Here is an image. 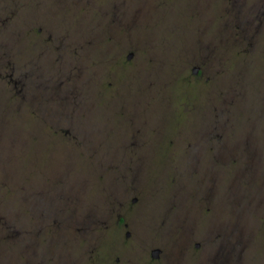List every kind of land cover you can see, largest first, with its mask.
<instances>
[{
    "label": "rangeland",
    "instance_id": "374dc122",
    "mask_svg": "<svg viewBox=\"0 0 264 264\" xmlns=\"http://www.w3.org/2000/svg\"><path fill=\"white\" fill-rule=\"evenodd\" d=\"M25 1L28 4L23 9L24 20L26 16L34 18L43 8L49 12L48 19L59 25L58 29L65 28L73 34L78 31L79 39L76 40L73 55L74 77L71 80L65 79L66 84L72 85V93L67 96L69 101L72 96L77 100L85 98L89 94V87L85 90V84L92 78L91 95L97 107L96 113L99 114L93 115L96 117L94 122L92 119V122L96 123L93 127H102L106 131L103 133V145L99 147L103 150L100 155L96 151L95 161L90 154L95 152L96 147L90 149V143L87 141L81 143L82 147H66L61 141L38 134L37 126L30 115L27 119L24 116L28 115L26 112L14 115V105H6L8 95L2 92L0 116L4 119L6 137L5 143L1 145L2 153L6 156L11 154L15 159L20 158V163H17L18 177L28 173V169L32 168L29 165L32 164L36 168L31 179L34 181L33 186L37 183L47 186L46 181L53 180L57 169L72 159L74 163L69 167V179L64 184L75 194L82 192L84 201L89 203L88 206H92L96 215L101 216L98 227L88 230L90 238L97 236L89 241L87 247L93 248L96 244L95 254L90 255L93 254L94 248L88 254V249L85 248L87 243L83 238L82 244L73 241L75 228H70L62 235L73 244L70 254L80 256L81 264H105V251L112 247L113 263H116L117 256L124 255L123 249L129 257L135 254L136 261H133V264L160 263L161 261L152 263L151 249L144 251L140 243H136L138 246L132 244L133 247L128 250L126 246L132 240L126 233L130 231L131 235H139L142 244L144 242L147 245L152 240H162L166 243L157 246L165 249L166 256L167 246L170 248L171 264H229L233 252L238 253L233 245L242 249L241 256L246 254L248 264H264V221L260 222L257 230L253 226L247 231V240L243 239L244 232H236L239 239H242L239 244L234 241L236 237H231L233 227L228 229L229 219L237 214L239 208L240 212L244 210L243 200L236 201L235 203L240 202L238 205L231 197L228 199V164L218 165L220 196L216 202L211 181L212 168L194 166L191 169L177 167L175 170L166 164L171 159L167 154L170 140H174L175 145L183 146L191 141L207 143L206 139L210 144H243L252 150V167L246 172L247 179L242 180L247 190L252 191L248 204L252 224L264 216V48L256 46L258 43L264 46V0ZM15 2L19 3V0L5 1L4 4L1 2L0 19L6 22L4 36L14 32L11 40H14V46L19 48L22 39L20 32L24 34L28 28L24 22L21 23V15L18 14L21 7L14 6ZM7 4L9 6L6 8ZM249 5V24L244 31L238 25H242L239 21L246 16L243 10ZM8 13L12 16L9 17ZM233 18L238 19L234 22ZM2 25L3 22L0 21V27ZM36 29L32 31L33 48L42 43L40 31ZM234 31L237 32V37L244 36L245 41L237 40L238 45L233 44L230 33ZM44 32L45 29L41 35H44ZM218 37L219 51L225 56H222V61L221 56L219 57L217 72L214 70V57L192 56L186 53L193 48L209 47ZM23 47L29 48L26 44H23ZM126 47L128 48L120 56L123 64H119L118 53ZM3 48L6 49V46ZM7 51L12 53L10 49ZM132 51L134 54L128 59L127 56ZM0 53V62L10 60L11 56ZM58 56L60 58V55ZM85 58L94 68L93 76L88 72L89 65ZM195 64L201 65L202 74L193 73ZM19 73L16 69L13 70L14 78L27 80L34 77L33 68H30L27 78ZM47 77L50 75L47 74ZM216 78L219 83H214ZM61 81H64L62 77L59 81L62 88L65 84ZM216 84L218 91L214 89ZM102 87L105 93L102 92ZM214 92L220 94L219 102L213 103ZM215 105L219 106L217 112H224L227 118L225 127L220 129L218 139L211 138L217 131L213 129L210 118ZM132 110L139 115L133 120L129 117ZM79 116L81 115L75 117ZM87 119L88 116L81 122L87 127H92L86 123ZM222 121L224 122L225 118ZM132 123L136 130L141 128L137 132L140 138L143 134H148V139L139 140V144H146L152 149L149 165L140 169L134 168V173L128 168L102 167L110 162L107 157L111 148L106 147L119 145L122 140L121 133ZM12 132L18 136V143L15 145L9 142ZM97 138L102 139L101 136ZM37 144L38 148L40 145L39 149ZM209 156L211 153L207 154V157ZM141 159H144V155ZM233 165L238 167L240 164L235 162ZM244 174L245 172L243 177ZM13 175L15 173L11 174V177ZM132 175L134 181L130 178ZM175 184L180 197V204L177 206L179 210L173 214H162L161 211H165L170 202V188ZM133 187L136 188L132 193L129 192ZM122 192L129 195L124 197ZM206 193L208 199L205 198ZM141 196L142 205L135 215L139 202L134 203L133 198L138 197L140 200ZM24 205L20 207L26 210ZM56 216L63 227L67 226L68 220L71 219L65 212ZM119 216H125L130 226L124 227L120 224ZM3 218V215L0 216V219ZM192 219L193 227L191 226L189 231L186 225ZM219 220L222 230L214 227ZM40 221L41 219L39 224L42 225ZM183 223L186 226L183 232L189 234L190 240L182 249L180 244L184 239ZM10 228L16 230L18 226L12 223ZM69 233H73V236ZM102 233L106 234L105 237ZM196 243H199V246H196ZM38 251L39 247L36 254Z\"/></svg>",
    "mask_w": 264,
    "mask_h": 264
},
{
    "label": "flooded vegetation",
    "instance_id": "af4514ba",
    "mask_svg": "<svg viewBox=\"0 0 264 264\" xmlns=\"http://www.w3.org/2000/svg\"><path fill=\"white\" fill-rule=\"evenodd\" d=\"M90 1L91 0H88V2ZM0 4H1V0H0ZM26 4L28 3L25 0H19V3L15 2V5L13 3L14 6L21 7V10L19 11L18 14L19 16L21 15V23L23 24L24 22V24L28 28V31H26L24 34L22 33V31L20 32L22 39L20 40L19 48H16L13 43L14 40L13 41L11 40V36L13 35L14 32H12L8 36H3L2 34H0V52H4L5 56H11L10 60H4V61L2 60L0 62V98L2 92L8 95V103L6 105H8L9 103L14 105L12 107L13 108L12 112L13 110L14 112H16V107H17L20 109V112H18L20 114L26 112L28 115H31V113H34V115H41V119L43 120L42 125L39 124V126L36 129L38 130V134L41 133L43 134V136L47 137L48 139H51L52 137L54 141L56 140L59 142L61 141L63 145H65V138L61 137L62 136L61 131H62L65 134L71 133L74 136H78V138L82 140V143L87 141V143H90L89 146L90 149L96 147L95 152L90 154L91 158L96 161L95 154L96 151H98L100 155V153L102 152L101 150H103V149L100 150L99 147L103 145L102 141L103 138L105 137L103 133H105L106 131H104L103 130L104 128L102 127H93L96 125V123H93L94 118H96L95 116L93 117V115H99V114L96 113L97 107L94 104L91 95L92 87H93L91 82L92 78L89 79L90 80L89 83H87L86 81L87 84H85L84 88L85 90H87V88L89 87V94H87L85 98L81 97L80 100H77L73 98L74 96H72L70 97L71 101H69L67 96L68 93H72V85L66 84L65 79L71 80L74 77V74H72V70L74 68V59H75L73 55L75 54L74 46L76 44V40L79 39L78 31H74L73 34V32H69V30L65 28L62 30L58 29L59 25L55 24L54 22L52 23L48 19L47 16H49V12L43 8L39 10L38 14L34 15V18L30 19L28 16H26L24 20L22 13ZM250 8L251 5L246 6V8H244L243 13L246 14V16L242 17L241 21H239L242 25L241 26L238 25V27H242L244 31L247 30V24H249L248 23L249 18H247V14L250 13ZM11 13L13 12L11 11ZM13 14H15V12ZM233 19L235 22L237 21L238 18H233ZM34 28H37L36 30L40 31V38L42 39V41L40 40V42L42 43L41 45L35 46L33 48L31 44V38H33L32 31ZM43 29H45V32L44 35H41ZM230 34H231L230 39L233 44H237L236 42L237 40L244 42L246 39L244 36L237 37L236 36L237 32L235 31ZM26 35L28 36L25 37ZM219 40L220 37H218V39L213 40V42L209 46L210 48L209 47H200L198 49L193 48L190 51H186V53H189V55L192 56H201V57L212 56V58L214 57L213 58V62L215 66L214 70L216 69L215 71L217 72V66L219 65L218 61L223 59L222 56H225L224 54H221V51H219L220 50ZM89 43L92 44L91 41H89ZM23 44L28 45L29 48L28 49L24 48ZM57 44H61V46H58ZM3 46H6V49H4ZM256 46L264 48L263 44L260 45V43H258V45ZM127 48L128 47L122 49L118 53L119 64H123V62L120 60V56L124 53V51ZM7 49H10L12 53H9ZM77 53L79 54V52ZM132 54H134L133 51L132 53H130V55ZM58 55H60V58ZM130 55L127 56L128 59H130L129 57ZM1 57L2 56H0V58ZM193 60L191 62L192 64L194 62ZM17 62H19V64H17ZM85 62L89 65V69L87 68L88 72L93 76L94 68H92V65H90V63L86 58H85ZM195 66L200 67L199 73L202 74L203 70H201V65L195 64L194 67ZM30 68H33V76H34L33 79L30 78L27 80H22L20 78L18 79L14 78L13 70L15 71L16 69L17 71L20 72L19 74H23L25 78H27V76L29 77ZM47 74H49L50 77H47ZM60 77H62L64 80L61 82L65 84V86H63L62 88L60 87L61 83L59 82ZM215 82H218V78L215 79L214 83ZM217 84L214 86L215 90ZM216 91H218V89ZM102 92L105 93L103 87H102ZM219 100H220V94L215 93L213 96V101H214L213 103H216L217 101L219 102ZM76 105L77 107L80 108V111L78 113L74 112ZM218 110H219V106L215 105L212 110V114L210 116L213 122L212 127L214 130H217L215 134L211 135L212 139H214V137L218 139V137L220 136L219 129L216 127V125L219 122V115H224V112L219 113L217 112ZM14 112L13 114L15 115ZM76 114L81 116L75 117ZM58 115H71L70 120L62 125V126L67 125L68 128H63V127L60 128L61 121L59 120ZM86 116L89 117L86 123L92 127H87L81 122L82 119L85 118ZM129 117L131 120H133L139 117V115L135 110H132L130 112ZM45 119L48 120L47 123H45ZM207 120H209V118ZM2 121H3L2 116H0V123H2ZM47 126H50V128ZM140 129L141 128L138 127V129L136 130L135 125L133 123L130 124V127L127 128L125 132L121 133L122 140L119 145L113 144L106 147V149L111 148L110 150H108L110 152V155H108L107 157V159L110 160V162L105 163L104 165L106 166H102V167L111 166L112 168H116V167H120L122 169L128 168L129 170H133L134 173L135 172L134 168L140 169L143 166L149 165L148 161L150 160L149 158L151 157L152 149L149 148L146 144H139V140L148 139V134H143L141 138L139 137V134L137 132H139ZM12 133L13 136L16 135L17 137V133L15 132ZM98 136H101L102 139L99 140L97 138ZM206 142L207 143H205V141L203 143H200L199 141H197L196 143H194L191 141V142H187L186 145L183 146L181 144L175 145V141L170 140L167 146V154L171 157V159H169V161H167L166 164H168L170 167H173L175 170H177L176 169L177 167H185L191 169L194 166H197L199 168L201 167L212 168L213 170L211 173L212 174L211 181L213 185V193L215 192L214 194L215 202L217 201V198L219 201V196H220V177H219V172L217 173L218 165L220 163L224 165L228 164L229 170L227 172V177L230 181V184L228 186L229 187L228 199H230L231 197L234 203L236 201H241V200H243L244 202L243 204L244 210L240 212V208H239V210H237V214H235L232 217V219H229L228 222V229H231V227H233V230H231V232L233 233L231 237H236L234 241L236 244L237 243L239 244L241 243L242 239H239V236L237 235L236 232H241V231L244 232L243 239L247 240V231L251 230L253 226L257 230L259 228L260 222L264 221V216H261L257 220V222H254L252 224L251 209L248 207V204L250 202L249 198H251L252 191L250 189L247 190V188L242 184V180L247 179L246 172L248 168L252 167L251 153H250L252 150L246 146H243V144L222 145L219 142H213L210 144L208 142V139H206ZM72 144L73 145L71 147L75 145L74 143ZM65 146L69 147L67 145ZM80 146L82 147V145ZM39 148L37 144V149ZM209 153H211V156L207 157V154ZM142 155H144V159H141ZM233 161L238 162L240 165L238 167H234L235 165L233 164L235 162ZM72 163H74L73 160L69 159L68 161L65 162V166L70 167ZM243 172H245L244 174L245 177L242 176ZM130 178L132 181H134L133 175L130 176ZM40 188L42 191L44 186H40ZM135 188L136 187H133L129 192L131 191L133 192ZM176 189H177L176 184L174 185V187L170 188L169 191L170 194L168 196V201L170 200V202L169 205H167V207L165 208V211H161L162 214L165 213L173 214L174 212H177V210H179L177 206L178 204H180V200H179L180 197L178 196ZM121 194L124 197L129 195L123 192ZM62 196L64 197L65 195ZM76 197L77 198L74 201H72L73 206L70 214L74 216L77 215V219L75 220V223L77 224V226H83L82 229H84L88 226L87 212L92 209V206L91 205L88 206L89 203L84 201L82 194L77 195ZM206 197L208 199L207 193L205 195V198ZM69 198L70 197L66 199ZM53 199L54 196H51V200L50 202L48 201L49 204H47V206L44 204V200H42V204L40 203V206H37V208L39 207V209H41L42 211L44 210L43 213L48 214V216L57 215L60 214V212H65V206H66V204H64L65 202L54 201ZM142 200H143V196H141L140 200L138 197L133 198L134 203L137 201L139 202L137 205V209L135 210V215L138 213V209L142 205ZM235 204L240 205V202H237ZM105 213L107 215L108 211H106ZM43 216L44 215L42 214V218L40 217L41 219L40 222L42 223H44ZM109 216L110 214L108 215V217ZM106 221L107 220H105V223ZM118 221L120 222V224H123L124 227L130 226V223L126 222L125 216H119ZM193 221L194 219L188 221L186 225L187 228H189V231L191 226L193 227L192 225ZM102 222L104 223V221ZM215 224L216 225L214 227L216 229L218 230L221 229L220 220L217 221ZM25 226L27 228L24 230L25 232L27 233L32 232V230L28 229L29 227L32 228V225L29 226V223H27L25 224ZM183 226L184 227L182 228V236L184 237V239L182 240V244H180L182 249L186 244L187 245L189 244V240H190L189 234H185V232H183L184 229L186 228L184 223ZM51 227L58 228V231L63 232L62 234L60 233V235L58 236L57 235L58 231L56 230L57 231L56 233V231L52 229V233L54 234V236H57L58 240H60L59 238H61L63 244L65 243L64 241H69L68 238L62 236L64 234L62 225L57 224V226L54 227V225L51 224ZM42 228H44V226H41L40 232H42ZM74 228L77 229L74 236L73 233L72 234L69 233V235L73 236L74 238L73 241L75 243L76 241H79V243L82 244L81 238H83L87 243V246L85 248L89 246L88 243L92 238L97 237V236H93L92 238H90L91 235L88 234V229L87 232L82 233V232H77L79 231V229L82 230L81 227L76 228L75 226ZM40 234L38 235L41 238V241L38 242L37 246L39 247V251L36 256L30 255V256H22V257L21 256L10 257V258H6L5 262L19 263V264H81L82 261H80L81 260L80 256H75L70 254V249L73 244L68 245L67 249L63 251L62 249L63 247L59 242L56 241L55 244L54 242L47 241V238L46 241L45 240L42 241L43 237ZM105 235H106L105 233L104 234L102 233L103 237H105ZM180 235H181V231H180ZM126 236L132 240L131 243L126 246L128 250H130L136 243L138 244L140 243V245L144 247L143 248L144 251L145 249L147 250L151 249V253H153V250L155 248H161L162 252L161 254H159L158 257H153V255L151 254L152 263L161 261L158 264L161 263L171 264L172 255L170 252V248L167 246L168 255L166 256L165 249H163L160 246L159 247L157 246L160 243L166 244L162 240H152L151 243L145 245L144 242L142 244L138 234L136 236L131 235L130 231H128L126 233ZM216 236L218 237V234ZM138 244H136V246H138ZM196 246H199V243H196ZM233 246H235L234 248L238 250V253L236 251L233 252L234 254H232V257L229 259V264H248L246 254H244V256H241L242 249L241 248L238 249L237 245H233ZM49 250L53 251V256H47ZM122 252L124 255L117 256L115 259L116 263H113L111 260L113 257L112 247L110 249H106L105 255L103 256V262L105 264H133V261H136V258L134 257L135 254L130 255L129 257V255H126L124 253L125 252L124 249L122 250ZM211 264H220V262H214Z\"/></svg>",
    "mask_w": 264,
    "mask_h": 264
},
{
    "label": "trees",
    "instance_id": "16d2710c",
    "mask_svg": "<svg viewBox=\"0 0 264 264\" xmlns=\"http://www.w3.org/2000/svg\"><path fill=\"white\" fill-rule=\"evenodd\" d=\"M10 1V0H1V2ZM9 6L7 4L6 8ZM11 12V11H9ZM9 17L12 16L11 13H8ZM15 17V16H14ZM0 21L3 22V25L0 27V34L4 36L5 34V26L6 22L3 21V19H0ZM223 59H221L222 61ZM80 111V108L75 107L76 113ZM14 112V110H13ZM20 112V109L16 107L17 114ZM77 115V114H76ZM26 116L25 119L28 118L29 115ZM31 120H34V124L38 127L39 124L42 125V119L41 115H34V113H31L30 115ZM59 120L61 121L60 128H62V125L67 123L71 115H58ZM225 118V121L223 122L222 119ZM3 119V118H2ZM48 120L45 119V123H47ZM227 123V118L224 115H219V122L216 125V127L220 129L222 127H225ZM50 128V126H47ZM63 128H68L67 125H65ZM225 131V130H224ZM63 138H65V145H68L71 147L74 143V146H77V148L82 145V140L78 138V136H74L71 133L65 134L61 131ZM3 135V136H2ZM5 133H4V119L2 123H0V216L3 215V220L0 219V264H19V263H8L5 262L6 258L10 257H17V256H36V250L38 248V242L41 241V238L38 234H40L43 239L42 241L54 242L56 244V241L59 242L62 245L63 251L67 249V246L70 245L69 241H64L65 243H62V239L59 238L58 240L57 236H54L52 233L53 230H57L58 228H52L51 224L54 225L55 223L59 225L58 216L56 215H49L46 213H43L42 211L37 208V206H40V203L42 204V200H44V204L47 206L48 201L50 202L51 196H54V201H60L65 202V213L66 215L71 219L68 220V225L62 228L64 232H67L70 228H79L83 226H77L75 223V220L77 219V215L74 216L71 213L72 209V201H74L77 197V195H81L80 193H73L72 191H69L68 187L64 184L66 181H68L69 176L68 173H70L69 167L63 166L57 169L56 174L53 176V180H47L46 185L41 191L40 185L38 183L33 186L34 181H31L33 179V175L35 173V167L33 165H29L32 168L28 169V173H25L21 177H18L19 167L17 163H20V158H16L13 155L6 156L4 153H2V146L3 143H5ZM9 142H11L12 145H15L18 143V136L16 137L12 135V138L9 139ZM32 161V159H31ZM33 163V162H32ZM13 165V166H11ZM35 168V169H34ZM63 171V172H62ZM17 172V174H16ZM15 173L11 177V174ZM31 176V177H30ZM73 197H72V195ZM62 195H65L64 197ZM61 196V197H58ZM70 197L69 199H66ZM52 200V201H53ZM25 204L24 206L27 207L26 210L24 208L21 209V205ZM23 206V207H24ZM98 209H100L98 207ZM48 210V209H47ZM97 212V211H96ZM43 216V222L42 225L39 224L40 217ZM88 216V226L82 230L79 229L77 232H87V229L90 230V228L98 227V224L101 221V216L96 215L94 209L92 208L87 212ZM28 217V218H27ZM79 218V217H78ZM87 218V217H86ZM14 224L15 226H18V229L10 228L11 224ZM29 223V226L32 225V228H28L29 230H32V232H25L24 230L27 229L25 224ZM40 225V226H39ZM41 226H44L42 228V232H40ZM14 227V226H13ZM56 227V226H54ZM77 230V229H75ZM86 230V231H84ZM56 231V233H57ZM89 232V231H88ZM60 233L62 234V231H58L57 235L59 236ZM62 237V236H60ZM95 246H92L93 248H87L88 254H90L91 250L93 249V254H95ZM51 248V247H50ZM47 256H53V251H48Z\"/></svg>",
    "mask_w": 264,
    "mask_h": 264
},
{
    "label": "water",
    "instance_id": "95a60500",
    "mask_svg": "<svg viewBox=\"0 0 264 264\" xmlns=\"http://www.w3.org/2000/svg\"><path fill=\"white\" fill-rule=\"evenodd\" d=\"M130 56H131V55H130ZM130 56H129V57H130ZM199 71H200V67L195 66V67L193 68V73H194V74H198ZM160 252H161V248H155V249L153 250V253H152L153 257H158L159 254H160Z\"/></svg>",
    "mask_w": 264,
    "mask_h": 264
}]
</instances>
